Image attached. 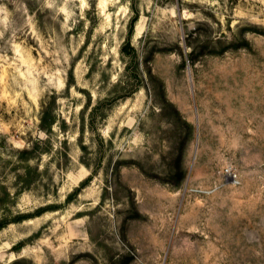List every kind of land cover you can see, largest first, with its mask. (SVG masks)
Masks as SVG:
<instances>
[{"label": "rangeland", "instance_id": "obj_1", "mask_svg": "<svg viewBox=\"0 0 264 264\" xmlns=\"http://www.w3.org/2000/svg\"><path fill=\"white\" fill-rule=\"evenodd\" d=\"M0 224V264H264V0H0Z\"/></svg>", "mask_w": 264, "mask_h": 264}, {"label": "trees", "instance_id": "obj_2", "mask_svg": "<svg viewBox=\"0 0 264 264\" xmlns=\"http://www.w3.org/2000/svg\"><path fill=\"white\" fill-rule=\"evenodd\" d=\"M134 21H136V19L134 20ZM7 194V193H6ZM25 220V217H21V218H19V220H15L16 222H19V221H24ZM6 225H8V224H6ZM5 227V225H3V224H0V230L2 229V228H4Z\"/></svg>", "mask_w": 264, "mask_h": 264}]
</instances>
